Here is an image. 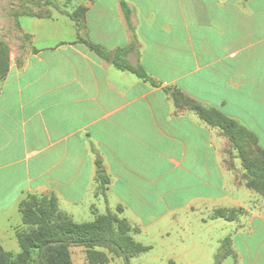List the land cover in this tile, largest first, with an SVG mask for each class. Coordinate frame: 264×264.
Listing matches in <instances>:
<instances>
[{
  "label": "crops",
  "instance_id": "1",
  "mask_svg": "<svg viewBox=\"0 0 264 264\" xmlns=\"http://www.w3.org/2000/svg\"><path fill=\"white\" fill-rule=\"evenodd\" d=\"M121 2L139 45L129 62L231 117L264 150V0H70L87 8L83 26L62 13L30 18L19 27L30 42L11 52L0 81V248L19 254L22 203L54 196L77 224L122 207L133 239L151 247L132 264H214L206 244L227 237L235 255L222 264H239L236 239L245 225L264 226V198L246 186L240 159L228 165L229 139L80 42L127 48L134 33ZM217 210L244 213L228 221ZM99 250L106 264H125ZM71 254L89 264L84 247Z\"/></svg>",
  "mask_w": 264,
  "mask_h": 264
},
{
  "label": "trees",
  "instance_id": "2",
  "mask_svg": "<svg viewBox=\"0 0 264 264\" xmlns=\"http://www.w3.org/2000/svg\"><path fill=\"white\" fill-rule=\"evenodd\" d=\"M45 1L51 4L50 0ZM121 6L134 33L133 40L127 48L112 52L83 38H80V42L119 70L129 72L155 88H161L178 107L194 112L209 126L220 129L229 139L233 150L237 153V158L241 161L245 171L243 178L246 186L264 196V150L258 145L257 137L217 108L203 106L177 87H163V84L154 80L141 65L131 64L127 56L138 51L139 45L131 23V11L127 3L121 2ZM86 12L87 8L82 6L68 15L81 28ZM96 166V181L105 196L110 178L99 158L96 160ZM122 211L123 208L118 207L116 213L109 211L107 215L96 217L93 222L77 224L61 212L56 197L31 196L21 205V213L26 225L17 236L21 252L14 255L0 248V264H73L71 248L74 246L86 249L89 264L109 262L108 255L99 249H107L110 253L123 257L125 264H132L133 258L150 251L151 247L137 243L133 239L132 227L125 219L119 217ZM239 211L217 210L213 217L235 221ZM234 255L232 239L227 237L222 242L221 252L215 264H222L226 258Z\"/></svg>",
  "mask_w": 264,
  "mask_h": 264
},
{
  "label": "rangeland",
  "instance_id": "3",
  "mask_svg": "<svg viewBox=\"0 0 264 264\" xmlns=\"http://www.w3.org/2000/svg\"><path fill=\"white\" fill-rule=\"evenodd\" d=\"M50 1L51 4H47L45 0H0V81L4 79L8 73L11 52H19L23 46H27L30 42L28 35H23L19 32V27H21V25L25 26V24L28 25L32 22L30 18L41 19L57 15L58 13L68 15L73 12L74 5L70 4V0ZM73 22L75 21L73 20ZM39 32L40 34L43 33V29L39 28ZM235 158H237V153L236 155L233 154L231 157L228 156L229 166L233 163ZM241 170L244 171L243 167H240V171ZM257 194L264 198L263 195ZM242 213L244 212L240 210L239 215ZM242 228L244 229L243 233L236 239L238 249L242 255L236 260V263L238 261L239 264H243V262L244 264H264V226L259 227L257 225L251 226L248 224ZM217 236L219 237V233ZM206 245L207 254L205 255L209 257L215 254L213 258V263L215 264L217 256L221 252L222 243L220 244L221 247L217 242L207 243ZM232 248H234L233 240ZM153 262L159 264V260L157 259H153ZM135 264L143 263L137 262Z\"/></svg>",
  "mask_w": 264,
  "mask_h": 264
}]
</instances>
